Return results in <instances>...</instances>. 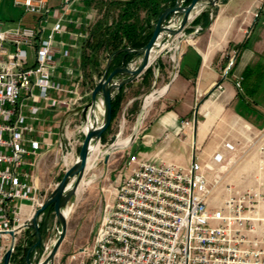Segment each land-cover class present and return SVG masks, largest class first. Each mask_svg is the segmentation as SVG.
Returning a JSON list of instances; mask_svg holds the SVG:
<instances>
[{
  "label": "built area",
  "instance_id": "1",
  "mask_svg": "<svg viewBox=\"0 0 264 264\" xmlns=\"http://www.w3.org/2000/svg\"><path fill=\"white\" fill-rule=\"evenodd\" d=\"M72 2L64 0L59 7H52L47 0H13L15 7L33 16L35 25L0 20V264L7 250L11 252L10 264L24 257L19 248H26L27 243L18 247L17 238L45 199L30 182L28 167L33 162L29 156L35 155L40 145L29 137L34 128L23 113L26 100H48L50 90L78 95L81 77L72 80L71 87L54 79L55 37L66 32L64 21L81 24L65 16ZM201 30L196 26L192 34ZM182 33L183 37L170 43L176 44V49L186 38ZM69 36L85 40L88 32L73 31ZM58 43L66 46L62 39ZM62 54L69 55L67 46ZM236 87L240 88L239 80ZM222 92L223 85L217 83L211 95L217 98ZM28 109L35 114L38 108L30 105ZM188 125L189 121H181L178 131ZM226 146L232 151L225 160L227 167H215L211 181L197 158L184 167L129 154L122 167L126 173L111 191V202L103 208L81 264H264V184L260 179L244 190L227 185L226 195L217 205L216 199H211L227 170L254 148L263 154L264 167V128L239 151L231 144ZM213 160L220 163L224 156L217 153ZM50 240L43 239L33 258L47 255Z\"/></svg>",
  "mask_w": 264,
  "mask_h": 264
},
{
  "label": "crops",
  "instance_id": "2",
  "mask_svg": "<svg viewBox=\"0 0 264 264\" xmlns=\"http://www.w3.org/2000/svg\"><path fill=\"white\" fill-rule=\"evenodd\" d=\"M63 1L47 0L52 7H59ZM256 12L258 16L255 17ZM65 16L77 19L81 24L64 21L66 32L55 37L57 69L54 79L71 87L72 80L81 77L78 95L50 90V99H28L23 108L26 122L34 128L29 137L40 145L36 154L29 156L33 165L28 167L30 182L40 196L55 187L56 183L46 177L57 167L58 161H65L62 166L69 159L72 163L75 161L74 154L83 139L81 105L77 100L80 97L84 98L83 102L88 100V93L101 76L108 58L100 52V64L94 69L87 64L82 70L85 64L81 54H90L89 48L84 46V40H73L69 33L87 31L94 22L95 13L92 7L80 6L77 0H73ZM16 20L21 18L8 21ZM23 23L34 26L35 19L32 16ZM196 26H201L202 30L193 35ZM183 32L187 38L181 41L175 70L167 73L161 59L155 63L158 75L150 81L160 82L161 87L154 102L143 107L147 108L141 111L142 115L129 113L132 119L138 117L127 145L131 154L149 161L186 167L197 158L211 181L214 168L219 165L227 167L225 160L232 155L226 144L238 150L264 128V0L220 1L212 9L203 8L193 15ZM60 39L69 49L68 56L62 54L66 46L58 43ZM71 44L76 47L71 48ZM229 62L232 63L227 69ZM85 71H90L91 79L83 77ZM143 78L139 76L134 83L122 87L121 110L124 116H128L133 102L139 100L145 87ZM238 80L240 88L236 87ZM217 83L223 85V92L214 98L211 90ZM30 105L38 108L35 114L30 113ZM139 119L143 121L138 127ZM181 121H189L190 125L178 131ZM217 153L224 156V161L216 163L213 160ZM262 159L263 154L254 148L240 163L227 170L223 182L215 188L217 197L211 199L224 198L229 184L240 190L254 185L257 178L264 184ZM28 210L26 204L24 213L27 214ZM41 226H44L43 222Z\"/></svg>",
  "mask_w": 264,
  "mask_h": 264
},
{
  "label": "water",
  "instance_id": "3",
  "mask_svg": "<svg viewBox=\"0 0 264 264\" xmlns=\"http://www.w3.org/2000/svg\"><path fill=\"white\" fill-rule=\"evenodd\" d=\"M218 0H174L172 4L165 3L160 13L151 24V35L148 41L139 48L124 47L117 49L107 58L104 70L98 81L88 93V100L83 97L77 100L81 105V122L85 127L83 139L75 161L65 169L61 179L53 190L45 196L41 205L33 212L31 218L24 224L25 231L29 232L24 238L31 244L24 251V264H52L57 250L66 234V216L64 210L69 207L80 183L83 180L90 153L93 148H99L103 133L111 123L112 99L128 83H134L137 77L143 78L150 68L153 59L159 57L160 49L170 44L183 32L188 21L203 8L212 9ZM222 1V0H221ZM183 37V36H182ZM124 54L120 55V53ZM131 55L129 59L127 56ZM119 56V61L114 59ZM142 112H140V115ZM118 133L112 134L107 140L105 160L108 151L115 147ZM131 139V137H130ZM50 214L54 215L55 224L53 233L57 236L49 245L47 255L37 263L32 261V253L42 248L44 232ZM43 222L44 228L41 229ZM12 234V232H10ZM11 252L7 250L2 258V264H10ZM19 261H17L18 263Z\"/></svg>",
  "mask_w": 264,
  "mask_h": 264
},
{
  "label": "rangeland",
  "instance_id": "4",
  "mask_svg": "<svg viewBox=\"0 0 264 264\" xmlns=\"http://www.w3.org/2000/svg\"><path fill=\"white\" fill-rule=\"evenodd\" d=\"M220 1L221 0H218L216 4ZM77 4L82 6V0H77ZM91 7L93 12L95 13L96 19L98 17V10L96 7ZM31 17L32 16L30 14L24 13L21 8L13 6V0H0V20L8 22L9 19L21 18V20L25 22ZM175 45L176 44H168L164 49L159 52V57H156L154 61H152L151 66L154 67L152 69V67L150 66V68L152 69V74L148 79L149 84L145 85V87H143V89L141 90L140 98L138 100V110L135 113L132 112V108L134 106L135 101L133 102L130 110H128V116H124L122 110L120 109L118 112L119 114L117 113L116 117L111 121L109 129L107 128L108 130H106L102 135L99 146V152L90 153L91 160L87 163V168L83 176L84 183L82 185H79L74 198L69 204L70 212L66 218V234L57 250L52 264H81V262L87 258V251L93 241V236L101 219L103 208L105 204L111 202V191L113 190V187H115L120 182L121 178L123 177V174L126 173L125 170H122V167L125 161L127 160L129 154H131L129 151V145H127L126 147L116 146L112 150L110 149L108 151V156L105 160V149L107 148L106 142L112 134L118 133V139H124L126 137H130L132 132H134L133 127L135 125L136 118L138 117V115L137 117H133L132 119L129 113L138 114L141 111L144 112V110H146L145 108H147H143L144 98L148 95V93L150 94L155 90L158 91L160 89V82L156 84L154 81V83L151 82L152 80L150 81V79L158 75V72L156 71L157 66H155V63L158 61V59L163 60V62L165 63L167 73L171 69L175 70L178 60V52L181 47V42H179L180 46L178 49L175 48ZM84 64L85 65H83L82 70H85L87 64L90 65L89 62ZM91 68L94 69L95 67L92 66ZM83 77L86 80L91 79L90 71H85ZM156 95L157 93L155 94V96ZM154 100L155 99H153L149 103V105H151ZM125 119L127 120L125 121ZM139 121L140 123L138 127L141 126L143 119H139ZM81 142L82 140H80V143ZM78 151H76V153L74 154V159H76ZM64 162L65 161L63 159L62 161L59 160L57 167L53 169V171L48 175V177H46L47 179H50L52 183L57 184L58 181L61 179L65 169L68 168L69 165L72 163V161L69 159L68 162H66L65 165L62 166ZM58 168L61 169L57 171ZM52 188L53 186L42 195L45 197L53 190ZM217 195V189H215L212 193V196L217 197ZM219 202L220 199H216L214 201V204L217 205L219 204ZM212 206L213 204L210 203L209 207ZM54 224V215L50 214L46 225L47 231L45 230L44 232V242L48 241V239H51V244L53 240L57 237L53 233ZM25 237L26 235L24 233H21L19 235V237L17 238V242L19 245L18 247H20ZM20 249L21 251H23L22 246ZM82 249H84L85 251L83 252ZM41 257L43 256L36 255V258H33L32 256L33 263H37Z\"/></svg>",
  "mask_w": 264,
  "mask_h": 264
},
{
  "label": "trees",
  "instance_id": "5",
  "mask_svg": "<svg viewBox=\"0 0 264 264\" xmlns=\"http://www.w3.org/2000/svg\"><path fill=\"white\" fill-rule=\"evenodd\" d=\"M189 1L187 0L186 3ZM173 2L174 0H82L84 6H93L98 10V17L89 25L88 37L84 40V46L89 48L90 54L85 56L82 52V63L89 62L91 66L95 67L100 64V52L109 56L120 48L142 47L148 41L151 35V24L164 4ZM122 54L124 52L119 56ZM119 56L115 59H118ZM130 57L131 55H128L127 59ZM151 74L152 69L149 68L143 78L144 85L149 84L148 79ZM122 99V91L112 99L111 121L121 109ZM137 110L138 100L135 101L132 112L135 113ZM43 228L44 226H41V229ZM30 244L31 242L28 241L26 250ZM13 259L17 261L15 257ZM17 264H24L23 258Z\"/></svg>",
  "mask_w": 264,
  "mask_h": 264
},
{
  "label": "bare ground",
  "instance_id": "6",
  "mask_svg": "<svg viewBox=\"0 0 264 264\" xmlns=\"http://www.w3.org/2000/svg\"><path fill=\"white\" fill-rule=\"evenodd\" d=\"M182 34L183 33H181L179 36V38H181L182 37ZM168 45V43L167 44H165L160 50H162V49H164L166 46ZM159 92V91H158ZM157 93V91L155 90L154 92H152V93H148V95L144 98V106H147L154 98H155V94ZM143 109V108H142ZM142 115V114H141ZM137 125H138V123H137ZM84 129H85V127H83ZM129 140H130V138L129 137H126V138H124V139H118L117 141H116V143H115V147L116 146H126L128 143H129ZM92 152L93 153H97V152H99V148L97 147V146H95L94 148H93V150H92ZM100 158V157H99ZM90 160H91V156H89V160H88V162H90ZM84 183V180H82V182L80 183V185H82ZM69 212H70V207H67L65 210H64V215L67 217L68 216V214H69Z\"/></svg>",
  "mask_w": 264,
  "mask_h": 264
}]
</instances>
